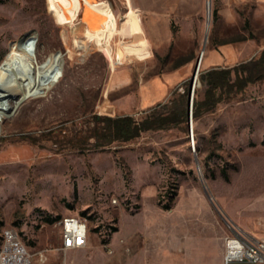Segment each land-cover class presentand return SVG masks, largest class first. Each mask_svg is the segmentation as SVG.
Returning <instances> with one entry per match:
<instances>
[{
  "label": "rangeland",
  "instance_id": "1",
  "mask_svg": "<svg viewBox=\"0 0 264 264\" xmlns=\"http://www.w3.org/2000/svg\"><path fill=\"white\" fill-rule=\"evenodd\" d=\"M110 3L117 30L104 39L81 10L65 19L55 0H0V26H14L0 33V60L33 35L41 68L31 95L13 98L0 120V238L13 226L57 264L58 220L78 214L87 242L66 253L77 264H223L218 241L232 227L264 234V68L251 61L264 48V9L253 0H210L209 11L207 0H171L153 18L156 38L141 18L151 53L124 58L119 26L129 2ZM20 56L34 65L33 53ZM242 62L250 79L232 69L205 96L202 71ZM167 75L163 98L141 108V84ZM172 109L176 121L129 140L96 145L89 135L94 114Z\"/></svg>",
  "mask_w": 264,
  "mask_h": 264
},
{
  "label": "crops",
  "instance_id": "2",
  "mask_svg": "<svg viewBox=\"0 0 264 264\" xmlns=\"http://www.w3.org/2000/svg\"><path fill=\"white\" fill-rule=\"evenodd\" d=\"M58 4L61 15L72 20L79 10L82 11V18L91 22L94 32L104 39H108L110 35L117 30L114 18L111 15L112 8L110 0H55ZM171 0H128L129 9L125 11L120 20V33L123 40L121 48L122 53L117 56L127 58L131 55L144 57L151 53L149 48V40L143 35L142 17L147 19V33L151 38L157 37L154 28V17L165 16L169 13ZM184 1V0H183ZM238 1L244 0H227L230 6ZM257 3L258 8L264 9V0H253ZM177 4V5H176ZM174 5L177 6L176 15H185L187 5L185 3ZM109 20V26L107 22ZM124 37H131L125 39ZM134 37V38H133ZM128 50V51H127ZM129 53V54H128ZM122 63V62H121ZM170 76L149 77L143 82L139 88L138 103L141 108L149 106L163 98L168 90ZM165 92V93H164ZM218 250L221 258L223 252V240L218 241Z\"/></svg>",
  "mask_w": 264,
  "mask_h": 264
},
{
  "label": "built area",
  "instance_id": "3",
  "mask_svg": "<svg viewBox=\"0 0 264 264\" xmlns=\"http://www.w3.org/2000/svg\"><path fill=\"white\" fill-rule=\"evenodd\" d=\"M60 244L54 249L63 257L57 264H77L68 259L70 249L83 247L87 242L88 225L78 214L64 215L58 220ZM0 241V264H51L49 248L31 250L13 226L3 228ZM223 264H264V234H252L241 228H231L223 238Z\"/></svg>",
  "mask_w": 264,
  "mask_h": 264
},
{
  "label": "trees",
  "instance_id": "4",
  "mask_svg": "<svg viewBox=\"0 0 264 264\" xmlns=\"http://www.w3.org/2000/svg\"><path fill=\"white\" fill-rule=\"evenodd\" d=\"M251 61L257 69L264 68V48ZM247 65L248 63L242 62L233 68H209L202 71L200 74L201 81L207 85L205 96H210V92L214 91L218 86L223 85L224 81H228L232 69L237 78H240L242 81L250 79V70ZM187 91L188 86L182 93V108L177 113L184 116L186 114L185 95ZM175 114L173 109L171 112L168 110H152L141 117H136L131 113L116 115L94 114L95 124L90 128L89 135L95 137L96 145L109 144L115 140L125 141L139 135L143 130L168 126L179 117V115ZM165 205L168 206L169 204ZM46 219L53 221L56 217H47Z\"/></svg>",
  "mask_w": 264,
  "mask_h": 264
},
{
  "label": "bare ground",
  "instance_id": "5",
  "mask_svg": "<svg viewBox=\"0 0 264 264\" xmlns=\"http://www.w3.org/2000/svg\"><path fill=\"white\" fill-rule=\"evenodd\" d=\"M10 23L0 26L2 35L7 36L14 28ZM32 37L33 35L26 39H16L14 53H7L0 60V120L3 116H7L14 107L11 105V100L15 98L17 104L27 99L40 80L41 68L36 53V41ZM23 52L34 54L33 66L20 56ZM191 135L194 139L193 133ZM0 248H4V241H0Z\"/></svg>",
  "mask_w": 264,
  "mask_h": 264
},
{
  "label": "water",
  "instance_id": "6",
  "mask_svg": "<svg viewBox=\"0 0 264 264\" xmlns=\"http://www.w3.org/2000/svg\"><path fill=\"white\" fill-rule=\"evenodd\" d=\"M209 7H210V0H207V11H209ZM208 21H209V16H208ZM199 62H200V58H199V60H198V62H197V66H198ZM197 66H196V69H195V71L193 72V74H192V76H191V84H190V87L193 86V82H194V79H195V72H196V70H197ZM190 89H191V88H190ZM190 89H189V94H188V101H189L190 98H191V91H190ZM188 120H189V119H188ZM190 136H191V134H190Z\"/></svg>",
  "mask_w": 264,
  "mask_h": 264
}]
</instances>
